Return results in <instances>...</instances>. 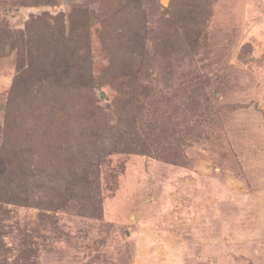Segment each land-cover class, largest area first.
Returning <instances> with one entry per match:
<instances>
[{
	"label": "rangeland",
	"instance_id": "374dc122",
	"mask_svg": "<svg viewBox=\"0 0 264 264\" xmlns=\"http://www.w3.org/2000/svg\"><path fill=\"white\" fill-rule=\"evenodd\" d=\"M262 252L264 0H0V264Z\"/></svg>",
	"mask_w": 264,
	"mask_h": 264
},
{
	"label": "bare ground",
	"instance_id": "6f19581e",
	"mask_svg": "<svg viewBox=\"0 0 264 264\" xmlns=\"http://www.w3.org/2000/svg\"><path fill=\"white\" fill-rule=\"evenodd\" d=\"M163 3H167L168 0H161Z\"/></svg>",
	"mask_w": 264,
	"mask_h": 264
},
{
	"label": "crops",
	"instance_id": "0c3cea01",
	"mask_svg": "<svg viewBox=\"0 0 264 264\" xmlns=\"http://www.w3.org/2000/svg\"><path fill=\"white\" fill-rule=\"evenodd\" d=\"M262 251V248L260 249V252ZM262 253H264V252H262Z\"/></svg>",
	"mask_w": 264,
	"mask_h": 264
},
{
	"label": "water",
	"instance_id": "95a60500",
	"mask_svg": "<svg viewBox=\"0 0 264 264\" xmlns=\"http://www.w3.org/2000/svg\"><path fill=\"white\" fill-rule=\"evenodd\" d=\"M162 4H166V3H163V2H162Z\"/></svg>",
	"mask_w": 264,
	"mask_h": 264
}]
</instances>
